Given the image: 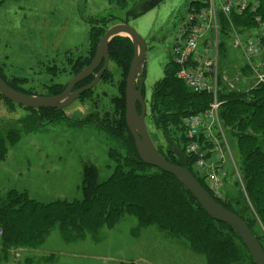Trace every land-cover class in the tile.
<instances>
[{
	"label": "rangeland",
	"instance_id": "1",
	"mask_svg": "<svg viewBox=\"0 0 264 264\" xmlns=\"http://www.w3.org/2000/svg\"><path fill=\"white\" fill-rule=\"evenodd\" d=\"M122 2L126 8H121ZM189 2L164 0L140 17L128 18L132 8L142 12L140 0H0V72L18 89L34 95L61 91L75 77L80 64L93 56L89 46L90 21L98 18L108 19V24L128 22L148 44L144 87L150 108L154 85L164 77ZM238 31L235 29L234 34ZM227 36L233 37V32ZM225 37L221 36V40ZM232 44L230 39L226 55L221 54L220 60L222 74L232 81L240 78V85L231 92L264 84L255 81L258 70L254 63L241 50L231 48ZM259 59L264 69V53ZM108 74L88 96L60 115L33 113L0 97V140L7 137L1 143V147L6 144L0 159L1 197L18 191L27 192L42 203L80 201L87 165L98 168L100 181L112 175L115 164L108 157L109 138L98 129V123L107 113L114 115L113 100L120 97L124 79L114 63ZM221 77L225 78L220 74V82ZM210 100L209 106L213 96ZM54 118L58 120L47 124ZM146 123L160 152L169 155V144L154 126L150 110ZM227 142L232 152L228 179L216 194L222 199L240 195L241 190L236 142L228 135ZM65 233L56 226L32 251L37 264H208L206 257L195 253L185 240L156 226H142L129 214L114 227L85 230L74 238ZM23 254L17 252L15 256Z\"/></svg>",
	"mask_w": 264,
	"mask_h": 264
},
{
	"label": "trees",
	"instance_id": "2",
	"mask_svg": "<svg viewBox=\"0 0 264 264\" xmlns=\"http://www.w3.org/2000/svg\"><path fill=\"white\" fill-rule=\"evenodd\" d=\"M140 1L143 3L148 0ZM258 1V14L264 21V0ZM120 5L121 8H126L124 2ZM134 9L128 11V18H138L142 15L141 11ZM220 20L221 36L225 37L227 33L230 35L235 29L240 30L233 37L227 36L226 40H221L220 56L226 55L230 39H246L258 28L252 13L243 17L221 16ZM108 23V19L93 18L90 21L89 46L93 49V56L91 60L87 59L80 64L81 67L74 76L92 63L102 37L110 27L117 24ZM246 30L248 31L245 32ZM110 56L111 63L122 70L124 79L120 97L113 100L114 115L107 113L100 124L98 123V129L109 138L108 157L115 164L112 175L106 181H100L98 168L87 165L84 169L83 198L80 201L56 200L42 203L32 199L27 192L18 191L0 196V264H37L32 251L48 238L56 226L74 238L85 230H97L104 225L114 227L125 214L138 219L142 226H156L176 238L185 240L195 253L206 257L208 264H246L247 261L255 264L247 247L231 227L211 218L177 178L145 164L140 159L126 122L127 77L134 58L132 41L124 37L113 39ZM178 70L179 67L171 58L166 65L164 77L154 85L150 108L147 106V116L150 110L154 126L169 144V155L160 153L169 162L181 165L173 148L176 146L186 153L188 138L183 120L208 108L212 95L193 92L184 82L177 79ZM262 71L264 72V69ZM108 73L109 69L102 80L107 78ZM0 75L16 91L34 95L18 89L7 81L1 72ZM93 80V77L87 79L76 89L89 85ZM220 85L218 99L223 104L219 115L226 135L236 142L235 150L239 157L238 171L241 177V183L238 184L239 188L241 187L240 195H228L229 197L225 196L224 199L222 196L216 197L204 179L195 172L196 158L188 157V166L212 197L248 224L264 248V84L248 91L237 90L238 92H231L222 78ZM64 89L48 96L59 95ZM90 92L82 95L79 100ZM143 95L145 99V87ZM0 97L16 105L1 94ZM24 109L48 115H60L65 110ZM56 120L58 119H51L47 124ZM9 138L7 143L11 142ZM6 139L7 137L0 140V159H3L6 145L1 147V143ZM15 252L24 254L17 257Z\"/></svg>",
	"mask_w": 264,
	"mask_h": 264
},
{
	"label": "built area",
	"instance_id": "3",
	"mask_svg": "<svg viewBox=\"0 0 264 264\" xmlns=\"http://www.w3.org/2000/svg\"><path fill=\"white\" fill-rule=\"evenodd\" d=\"M259 8V3L254 0H190L173 47L175 63L183 65L181 68L176 64L179 67L177 79L195 93L208 92L213 96L206 111L187 117L185 128L190 141L186 145V154L196 158L195 170L205 178L215 194H218L228 176L226 139L219 118L223 103L218 99L221 90L218 16L253 14L258 33L246 39L237 37L233 46L243 51L254 63L258 70L256 78L261 83L264 82L263 64L255 61L264 52V21L257 14ZM224 77L222 81L229 90H234L240 82L239 77L234 81L227 75Z\"/></svg>",
	"mask_w": 264,
	"mask_h": 264
},
{
	"label": "water",
	"instance_id": "4",
	"mask_svg": "<svg viewBox=\"0 0 264 264\" xmlns=\"http://www.w3.org/2000/svg\"><path fill=\"white\" fill-rule=\"evenodd\" d=\"M164 0H148L144 3L142 13L159 6ZM128 37L134 47V58L130 66L126 87V122L140 159L147 165L158 168L175 178L193 195L201 208L214 220L231 227L247 247L255 264H264V248L253 234L248 224L237 214L225 208L199 183L188 168V159L180 148L174 146V154L181 165L169 162L154 143L146 123L147 105L143 90L146 78L144 71L147 64L148 44L144 38L129 24L112 26L98 44L92 63L77 74L59 95H27L10 87L0 75V94L12 103L23 108L41 110H63L72 106L79 98L93 90L102 80L111 64L110 45L117 37ZM93 77L87 86L76 90V87ZM141 107V110H139Z\"/></svg>",
	"mask_w": 264,
	"mask_h": 264
},
{
	"label": "bare ground",
	"instance_id": "5",
	"mask_svg": "<svg viewBox=\"0 0 264 264\" xmlns=\"http://www.w3.org/2000/svg\"><path fill=\"white\" fill-rule=\"evenodd\" d=\"M142 14H144V13H142ZM221 16H224V17H226V18H229V17H227V16H225V15H223V14H219V16H218V35H217V38H218V44H219V46H220V44H221V20H220V18H221ZM185 17V16H184ZM183 17V18H184ZM212 36H214L213 34H212ZM178 66H180L181 68L183 67V65H181V64H179V63H176ZM176 76H177V74H176ZM190 88V87H189ZM191 89V88H190ZM188 117V116H187ZM187 117L186 118H184V120H183V127L184 126H186V121H187ZM190 142V141H189ZM197 161V160H196Z\"/></svg>",
	"mask_w": 264,
	"mask_h": 264
},
{
	"label": "flooded vegetation",
	"instance_id": "6",
	"mask_svg": "<svg viewBox=\"0 0 264 264\" xmlns=\"http://www.w3.org/2000/svg\"><path fill=\"white\" fill-rule=\"evenodd\" d=\"M76 90H79V89H76Z\"/></svg>",
	"mask_w": 264,
	"mask_h": 264
}]
</instances>
